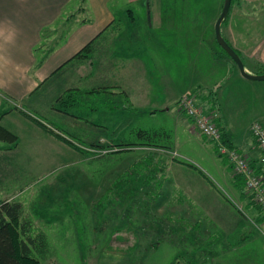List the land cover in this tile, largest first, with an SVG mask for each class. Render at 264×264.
Returning <instances> with one entry per match:
<instances>
[{"label": "rangeland", "instance_id": "obj_1", "mask_svg": "<svg viewBox=\"0 0 264 264\" xmlns=\"http://www.w3.org/2000/svg\"><path fill=\"white\" fill-rule=\"evenodd\" d=\"M192 2L189 13L212 19L206 41L219 52L216 59L221 54L229 56L217 42L215 25L213 28L224 0L219 4L215 0ZM222 23L223 36L243 56L247 71L255 73L264 67V0H232ZM192 28L188 26L187 32L197 36ZM180 52L175 59L184 72L169 75L176 81L180 75L189 76L211 88L183 94L169 112L136 115L134 130L119 138L111 139L110 130L96 134L93 99L73 105L78 111L73 113L93 134L86 136L76 125L68 128L65 152L55 146L50 152L29 153L18 136L0 126V165L6 168L2 169L6 177L0 179V201L17 192L23 216L32 222V234H45L47 249L36 254L40 264H264V211L246 186L254 205L247 207L248 200H239L230 182L238 173L225 155L219 156L218 144L181 107L185 95L192 97L220 128L218 93L212 87L222 85L219 94L224 92L225 101L228 99L224 71L219 73L196 50ZM156 75L162 77L160 72ZM256 82L262 85L258 91L243 92L257 96L248 99L256 103L255 108L262 103L264 109V81ZM6 107H0V117ZM252 111L253 105L242 117L252 116ZM111 116L124 119L120 113ZM256 117L253 121L263 122V115ZM49 127L61 139L65 137L55 124ZM238 175L242 187L245 180ZM204 180L229 209L217 206L209 192L201 189Z\"/></svg>", "mask_w": 264, "mask_h": 264}, {"label": "crops", "instance_id": "obj_2", "mask_svg": "<svg viewBox=\"0 0 264 264\" xmlns=\"http://www.w3.org/2000/svg\"><path fill=\"white\" fill-rule=\"evenodd\" d=\"M192 1L0 0V107L11 105L3 109L0 117L2 130L18 136L20 145L29 153L50 152L55 146L65 152L68 128L72 130L76 125L86 136L93 134L92 128L73 113L78 112L73 110L74 104L79 106L93 99L96 134L110 130L111 139L119 138L125 131L134 130L136 115L169 112L183 94L211 88L204 82L200 85L191 81L189 76L180 75L176 81L169 75L184 72L175 59L181 50H196L226 77L230 91L226 101L224 92L219 94L222 85L215 83L212 87L218 93L220 128L228 142L237 145L264 178L263 153L250 133L256 116H264L263 104L255 108L256 103L248 98L257 96L243 92L258 91L262 85L245 78L229 56L221 54L216 59L219 52L206 41L212 19L189 13ZM188 26L193 27L191 33L198 35L189 34ZM154 72H160L162 77ZM252 105V116L242 117ZM113 113L122 114L124 119L112 118ZM50 124L62 131L65 141L50 130ZM3 168L0 165V179L6 177ZM204 182L201 189L209 192L212 200L219 203L217 206L229 209L213 186ZM230 182L239 200H248L247 207L254 205L245 184L241 187L234 176ZM12 194L4 200L16 199L17 192ZM261 216L263 219L264 214Z\"/></svg>", "mask_w": 264, "mask_h": 264}, {"label": "trees", "instance_id": "obj_3", "mask_svg": "<svg viewBox=\"0 0 264 264\" xmlns=\"http://www.w3.org/2000/svg\"><path fill=\"white\" fill-rule=\"evenodd\" d=\"M254 72L264 73V67ZM149 135L151 137V134ZM222 136L226 143L232 145L223 131ZM219 156L222 154L220 153ZM230 167L232 169V165ZM233 176L238 179L239 175L234 174ZM32 231V222L24 218L23 204L20 201L0 202V264H40V259L36 254H43L48 243L43 232L33 235Z\"/></svg>", "mask_w": 264, "mask_h": 264}, {"label": "built area", "instance_id": "obj_4", "mask_svg": "<svg viewBox=\"0 0 264 264\" xmlns=\"http://www.w3.org/2000/svg\"><path fill=\"white\" fill-rule=\"evenodd\" d=\"M181 107H185L192 121L203 133L220 147L219 151L225 155L235 172L242 175L245 180V186L253 199L259 204L264 211V181L263 177L256 173L252 166L251 159L235 146L228 145L222 136V131L215 123H213L200 107L194 102L193 98L185 95L181 99ZM210 119V120H209ZM251 134L254 136L257 145L262 150L264 157V124L259 121H253L250 125Z\"/></svg>", "mask_w": 264, "mask_h": 264}, {"label": "water", "instance_id": "obj_5", "mask_svg": "<svg viewBox=\"0 0 264 264\" xmlns=\"http://www.w3.org/2000/svg\"><path fill=\"white\" fill-rule=\"evenodd\" d=\"M232 0H224L222 11L215 23V35L219 45L227 52V54L233 59L237 64L241 74L248 79L261 80L264 81V73H250L247 71L244 61L240 54L235 50V48L226 40L221 32V24L225 17H227Z\"/></svg>", "mask_w": 264, "mask_h": 264}]
</instances>
